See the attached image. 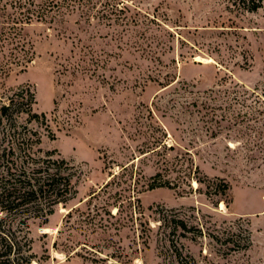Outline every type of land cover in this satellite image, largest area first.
I'll return each mask as SVG.
<instances>
[{
	"label": "rangeland",
	"instance_id": "rangeland-1",
	"mask_svg": "<svg viewBox=\"0 0 264 264\" xmlns=\"http://www.w3.org/2000/svg\"><path fill=\"white\" fill-rule=\"evenodd\" d=\"M79 3L20 36L0 0V106L34 93L19 121L78 191L31 223L33 264H264V6Z\"/></svg>",
	"mask_w": 264,
	"mask_h": 264
},
{
	"label": "trees",
	"instance_id": "trees-1",
	"mask_svg": "<svg viewBox=\"0 0 264 264\" xmlns=\"http://www.w3.org/2000/svg\"><path fill=\"white\" fill-rule=\"evenodd\" d=\"M6 1L17 9L13 22L21 36L25 25L47 22L65 8L90 0ZM226 1L239 12H257L264 6V0ZM35 103V95L28 89L16 92L0 106V264H33L38 256L31 223H48L56 208L67 205L78 193L72 164L54 151L45 152L40 133L19 121L22 115L28 116V123L46 118L34 111ZM226 187L230 189L229 184ZM241 239L242 233L230 229L225 244L229 250L239 251Z\"/></svg>",
	"mask_w": 264,
	"mask_h": 264
},
{
	"label": "bare ground",
	"instance_id": "bare-ground-1",
	"mask_svg": "<svg viewBox=\"0 0 264 264\" xmlns=\"http://www.w3.org/2000/svg\"><path fill=\"white\" fill-rule=\"evenodd\" d=\"M45 231H47V232H48V231H50V230H49L48 228H46V229H45Z\"/></svg>",
	"mask_w": 264,
	"mask_h": 264
}]
</instances>
